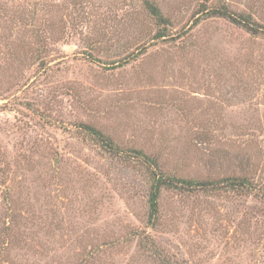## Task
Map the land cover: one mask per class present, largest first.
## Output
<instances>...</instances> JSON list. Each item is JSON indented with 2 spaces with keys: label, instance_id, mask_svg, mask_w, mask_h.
I'll return each instance as SVG.
<instances>
[{
  "label": "rangeland",
  "instance_id": "obj_1",
  "mask_svg": "<svg viewBox=\"0 0 264 264\" xmlns=\"http://www.w3.org/2000/svg\"><path fill=\"white\" fill-rule=\"evenodd\" d=\"M149 1L0 0V264H264V0Z\"/></svg>",
  "mask_w": 264,
  "mask_h": 264
},
{
  "label": "trees",
  "instance_id": "obj_2",
  "mask_svg": "<svg viewBox=\"0 0 264 264\" xmlns=\"http://www.w3.org/2000/svg\"><path fill=\"white\" fill-rule=\"evenodd\" d=\"M207 1V0H206ZM143 4L148 14L152 17L155 25L157 27V32L154 37L163 38L167 36L171 31V22L165 18L159 8L150 2L149 0H143ZM205 13V16L222 18L235 26L241 27L246 32L252 35L264 34V26L259 25L255 22L251 15L243 13H231L227 10L224 5H220L219 8H209L208 6H203L202 10ZM83 128L92 136L96 138L100 144L112 152L115 151L112 140L109 137L104 136L99 130L94 129L91 126H83ZM138 155H141L143 159H146L149 164L156 165V162L152 158L146 157L142 152L138 151ZM223 186L229 187L231 189H240V190H252L251 184L248 181L247 177H228L222 178L215 181H206L198 182L194 180L179 179L173 176H165L162 173L151 175V186L148 196V205H149V221L153 222L156 219V214L158 210V198L161 189H179L181 191L188 190L192 187H202L219 189ZM12 213L15 214V211ZM15 218V217H13ZM13 218H10V222H13Z\"/></svg>",
  "mask_w": 264,
  "mask_h": 264
}]
</instances>
